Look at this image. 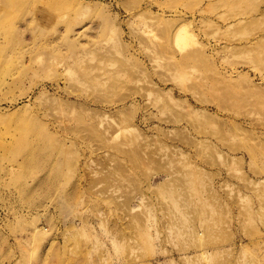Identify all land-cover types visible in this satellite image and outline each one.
Masks as SVG:
<instances>
[{
	"label": "rangeland",
	"instance_id": "1",
	"mask_svg": "<svg viewBox=\"0 0 264 264\" xmlns=\"http://www.w3.org/2000/svg\"><path fill=\"white\" fill-rule=\"evenodd\" d=\"M0 264H264V0H0Z\"/></svg>",
	"mask_w": 264,
	"mask_h": 264
},
{
	"label": "bare ground",
	"instance_id": "2",
	"mask_svg": "<svg viewBox=\"0 0 264 264\" xmlns=\"http://www.w3.org/2000/svg\"><path fill=\"white\" fill-rule=\"evenodd\" d=\"M158 171H159V170H158ZM154 172H155V171H154ZM156 172H157V170H156ZM156 172H155V173H156ZM157 173H158V172H157ZM170 173H171V172H169V174H170ZM163 185H164V184H163Z\"/></svg>",
	"mask_w": 264,
	"mask_h": 264
}]
</instances>
